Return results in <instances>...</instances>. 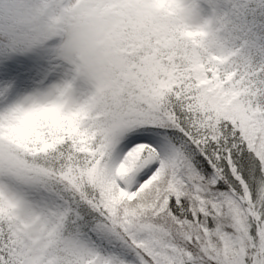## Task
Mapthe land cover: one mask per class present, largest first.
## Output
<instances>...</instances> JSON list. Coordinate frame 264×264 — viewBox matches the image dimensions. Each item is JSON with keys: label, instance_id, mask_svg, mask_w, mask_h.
Wrapping results in <instances>:
<instances>
[{"label": "snow or ice", "instance_id": "snow-or-ice-1", "mask_svg": "<svg viewBox=\"0 0 264 264\" xmlns=\"http://www.w3.org/2000/svg\"><path fill=\"white\" fill-rule=\"evenodd\" d=\"M68 12L0 43V264H264V49L190 42L177 0Z\"/></svg>", "mask_w": 264, "mask_h": 264}, {"label": "clouds", "instance_id": "clouds-1", "mask_svg": "<svg viewBox=\"0 0 264 264\" xmlns=\"http://www.w3.org/2000/svg\"><path fill=\"white\" fill-rule=\"evenodd\" d=\"M167 3L168 0H161ZM179 5L194 10L197 0H177ZM78 0H0V43L15 48L22 54L44 49L50 45L53 31L63 32L68 25L69 8ZM246 6L239 3L216 8L200 16L183 29L188 40L197 45L217 41L227 51H240L244 41L237 27L243 23ZM73 48L80 50L83 41L78 33L71 37ZM60 42L59 40L57 41ZM244 53V52H243Z\"/></svg>", "mask_w": 264, "mask_h": 264}, {"label": "trees", "instance_id": "trees-1", "mask_svg": "<svg viewBox=\"0 0 264 264\" xmlns=\"http://www.w3.org/2000/svg\"><path fill=\"white\" fill-rule=\"evenodd\" d=\"M232 3L237 4V0H230L228 4ZM239 3L246 6L243 23L237 27L244 41L242 51L246 55L258 57L260 50L264 49V0H239Z\"/></svg>", "mask_w": 264, "mask_h": 264}, {"label": "rangeland", "instance_id": "rangeland-1", "mask_svg": "<svg viewBox=\"0 0 264 264\" xmlns=\"http://www.w3.org/2000/svg\"><path fill=\"white\" fill-rule=\"evenodd\" d=\"M230 3V0L228 2L226 0H197V4L194 8V12L196 13L197 18H199L202 15L207 14L209 11L216 9V8H222L224 6H236V3L228 4ZM221 6V7H220ZM44 49H37L33 52L23 54L24 58L33 57V58H39L43 56Z\"/></svg>", "mask_w": 264, "mask_h": 264}]
</instances>
